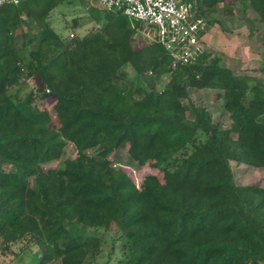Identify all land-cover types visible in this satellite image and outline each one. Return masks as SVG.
<instances>
[{
  "label": "trees",
  "instance_id": "trees-1",
  "mask_svg": "<svg viewBox=\"0 0 264 264\" xmlns=\"http://www.w3.org/2000/svg\"><path fill=\"white\" fill-rule=\"evenodd\" d=\"M63 1L22 0L0 8V235L7 242L29 236L44 249L43 261L86 264L99 242L94 235L76 236L71 226L95 231L114 224L122 264H264V188L236 185L230 167L234 161L264 169L259 76L234 75L210 54L172 70L164 49L137 38V23L118 12H104L105 27L69 47L46 22ZM248 1L264 43V0ZM217 2L200 0L199 13L209 17ZM22 16L38 29L27 62L12 37ZM125 66L146 87L114 83ZM34 74L86 133L74 158L37 175L36 190L28 184L34 167L58 159L66 142L31 106L39 95L22 93ZM163 76L166 86L154 92ZM187 87L217 90L232 127L222 130L202 109L187 120L179 101ZM122 123L127 138L149 150L153 167L166 173L157 189L136 190L122 171L109 167L107 150L98 157L86 153L99 146L100 134ZM111 138L119 145L126 136Z\"/></svg>",
  "mask_w": 264,
  "mask_h": 264
},
{
  "label": "rangeland",
  "instance_id": "rangeland-1",
  "mask_svg": "<svg viewBox=\"0 0 264 264\" xmlns=\"http://www.w3.org/2000/svg\"><path fill=\"white\" fill-rule=\"evenodd\" d=\"M103 14L104 12L96 5L90 4L89 0H64L47 14L46 22L60 41L69 42L70 47L73 45L71 43H75L85 35L101 31L106 25ZM37 31L33 19L26 16L21 17L17 28L12 31L14 46L20 52L24 62L28 61L30 52L35 50L34 45L36 46L37 42L32 39ZM69 33L74 34L71 40L66 38ZM262 33V24L259 23L248 0H218L214 13L208 18L203 39L207 54L216 59L218 66L228 68L238 76H259V80L264 83ZM40 52L47 54L44 48H40ZM139 80L135 72L129 66H125L117 72L114 83L124 89H128L130 85L146 87ZM168 80L166 76L157 79L154 92H161ZM13 88L17 89V86ZM24 89L22 93L33 90L35 97L36 93L39 95V99L37 97L33 99L31 106L43 113L47 128L57 132L61 140L66 142L58 159L34 167V174L28 179V184L36 190L37 175L61 169L65 159L74 158L78 146L86 138V133L76 122L68 119L69 107L58 101L50 88L49 94H44L43 89L47 87L39 76L34 74L29 77ZM185 91L186 97L180 98L179 101L187 120L194 118V109H202L208 113L212 124L218 125L222 130L232 127L229 116L223 109L224 100L217 90L187 87ZM259 120L264 123V117ZM126 130L124 123L115 125L112 132L109 131L97 137L98 147L89 149L86 153L90 157H98L102 149L107 150L104 159L109 167L114 172L122 171L136 190L143 192L157 189L164 184L166 173L153 167L149 150L136 140L130 141ZM114 134L116 136L124 134L126 138L121 144L115 145L111 138ZM231 136L236 139L237 132L233 131ZM187 153H190V148L181 150L177 155L182 157ZM230 167L236 185H253L264 188V169H256L234 161L230 162ZM2 170L7 171L9 167H3ZM71 229L76 236L94 235L99 242L97 251H93L91 257L86 259V264H122L123 255L119 249L121 240L114 224L95 231L77 225H72ZM4 238V235H0V264H60V260L43 261L42 251L44 252V249L39 250L29 236L13 242H7ZM69 242L70 239H67L64 245Z\"/></svg>",
  "mask_w": 264,
  "mask_h": 264
},
{
  "label": "built area",
  "instance_id": "built-area-1",
  "mask_svg": "<svg viewBox=\"0 0 264 264\" xmlns=\"http://www.w3.org/2000/svg\"><path fill=\"white\" fill-rule=\"evenodd\" d=\"M22 0H0L18 6ZM103 12H118L137 23V38L145 44L157 43L171 61V69L191 64L207 54L205 40L208 18L199 13L200 0H89ZM207 20V21H206ZM74 38L73 33L66 36ZM49 94L48 89H43ZM39 97V96H38Z\"/></svg>",
  "mask_w": 264,
  "mask_h": 264
},
{
  "label": "crops",
  "instance_id": "crops-1",
  "mask_svg": "<svg viewBox=\"0 0 264 264\" xmlns=\"http://www.w3.org/2000/svg\"><path fill=\"white\" fill-rule=\"evenodd\" d=\"M210 17V16H209ZM209 34V32L207 33V35Z\"/></svg>",
  "mask_w": 264,
  "mask_h": 264
}]
</instances>
